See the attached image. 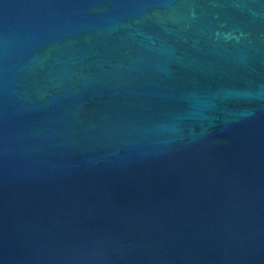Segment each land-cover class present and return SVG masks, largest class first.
<instances>
[{"label": "water", "instance_id": "water-1", "mask_svg": "<svg viewBox=\"0 0 264 264\" xmlns=\"http://www.w3.org/2000/svg\"><path fill=\"white\" fill-rule=\"evenodd\" d=\"M0 264H264V0H0Z\"/></svg>", "mask_w": 264, "mask_h": 264}]
</instances>
